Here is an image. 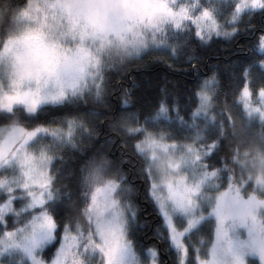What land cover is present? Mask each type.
<instances>
[{"label": "snow or ice", "instance_id": "1", "mask_svg": "<svg viewBox=\"0 0 264 264\" xmlns=\"http://www.w3.org/2000/svg\"><path fill=\"white\" fill-rule=\"evenodd\" d=\"M254 19L184 103L128 110L132 60ZM0 264H264V0H0Z\"/></svg>", "mask_w": 264, "mask_h": 264}, {"label": "trees", "instance_id": "2", "mask_svg": "<svg viewBox=\"0 0 264 264\" xmlns=\"http://www.w3.org/2000/svg\"><path fill=\"white\" fill-rule=\"evenodd\" d=\"M252 23L256 27L248 30L247 39L241 37L239 40L226 41L217 38L208 45L199 44L194 39L191 43H182L179 57L169 58L171 67L165 62H155L158 55L156 52L145 56L143 60H132L122 69V83L131 89L132 95V104L128 106V110L154 105L165 94H168L169 103L173 95H179L184 103V98L190 95V86L202 74H206L213 66L223 71L231 61L243 55V49L247 47L248 42L254 40L253 33L261 27L259 19H254ZM193 45L198 62L197 69H193L185 59L193 54ZM256 127L259 128L258 123ZM241 150L243 151V147ZM141 209V216L145 212L149 213L147 219L155 216V210L150 203L142 201Z\"/></svg>", "mask_w": 264, "mask_h": 264}]
</instances>
